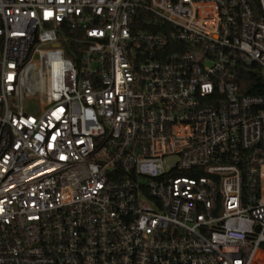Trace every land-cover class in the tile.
Returning <instances> with one entry per match:
<instances>
[{
  "label": "built area",
  "instance_id": "2783aa9c",
  "mask_svg": "<svg viewBox=\"0 0 264 264\" xmlns=\"http://www.w3.org/2000/svg\"><path fill=\"white\" fill-rule=\"evenodd\" d=\"M0 264H264V0H0Z\"/></svg>",
  "mask_w": 264,
  "mask_h": 264
},
{
  "label": "rangeland",
  "instance_id": "374dc122",
  "mask_svg": "<svg viewBox=\"0 0 264 264\" xmlns=\"http://www.w3.org/2000/svg\"><path fill=\"white\" fill-rule=\"evenodd\" d=\"M24 105L26 110H28L30 113H33L32 111H35L39 108V103L37 100H25Z\"/></svg>",
  "mask_w": 264,
  "mask_h": 264
},
{
  "label": "trees",
  "instance_id": "16d2710c",
  "mask_svg": "<svg viewBox=\"0 0 264 264\" xmlns=\"http://www.w3.org/2000/svg\"><path fill=\"white\" fill-rule=\"evenodd\" d=\"M246 78H248L250 80V83L254 84V82H257V84L260 82L258 81L259 79H261L260 76L255 75L253 73H246Z\"/></svg>",
  "mask_w": 264,
  "mask_h": 264
}]
</instances>
